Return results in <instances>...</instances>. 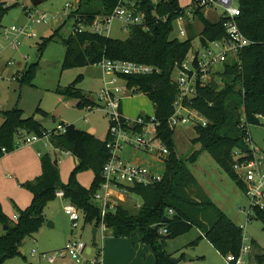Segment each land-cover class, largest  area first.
<instances>
[{
	"label": "trees",
	"instance_id": "1",
	"mask_svg": "<svg viewBox=\"0 0 264 264\" xmlns=\"http://www.w3.org/2000/svg\"><path fill=\"white\" fill-rule=\"evenodd\" d=\"M118 2L78 1L77 7L69 15L75 19L73 29L67 37L62 38L66 49L63 68L95 65L104 59L136 61L158 67V73L121 77L129 90L144 93L153 103L154 115L159 122V135L171 153L166 159L161 181L130 189L142 199L139 209L134 212L126 205L119 204L106 216L107 226L116 237L138 235L141 243L154 254L156 264H175L166 250L168 241L184 235L194 227L201 234L192 245L207 239L224 257L229 254L238 256L244 244V228L206 195L189 164L195 163L200 154L207 151L237 185L245 189L233 168L234 150L239 141L245 140L248 128L260 124V116L264 117V0H239L240 15L237 22L242 33L253 43L244 47L239 52L238 60L227 63L224 72H220L224 87L215 82L199 86L197 97L192 99V106L200 110L209 123L195 127L197 136L193 143L199 147L186 158L178 156L173 139L174 129L168 124L179 93L172 79L173 71L195 50L196 38L200 39L201 45L206 46L210 41L226 37L224 24L227 18L222 15L219 20L210 21L204 15L207 6L201 5V0H194L192 5L185 8L179 0H136L138 10L146 15L147 29L142 25H133L125 39L76 29L78 22L90 25L98 16L104 19L111 15ZM15 5L7 6L6 0H0V29L5 15ZM187 11L202 22L203 29L196 33L190 21L187 25L188 36L181 40L174 35V31L180 17L191 16ZM163 17L167 19L164 21ZM59 31L47 40L61 36ZM47 40L42 43L43 46ZM34 69L35 65L26 67L18 78L24 83H30ZM59 91L67 97L78 98V106L81 108L96 105L95 101L78 89L76 83ZM1 114L4 120L0 125V158L5 155L3 148L7 153L13 151L17 141L25 134L42 135L46 130L34 117H25L20 108L4 110ZM107 139L108 136L101 140L75 124H67L64 133L51 136L50 142L56 149L71 152L77 157L76 166L69 183L65 184L53 157L49 154L41 157L42 173L34 180L22 184L33 195L31 204L25 209H19V217L15 222H9L0 211L2 221L8 226L0 236V264H5L9 258L22 256L21 247L25 239L38 233L46 221L45 208L59 191H64V197L80 210L85 223L100 221V209L93 196L103 182V166L109 158ZM86 170L94 172L90 188L82 186L77 180L78 173ZM254 211L256 217L264 223V210L255 208ZM164 217H170V222H163ZM161 228H165L166 233H161ZM254 244L257 243L252 241ZM256 261L264 264V255L257 256Z\"/></svg>",
	"mask_w": 264,
	"mask_h": 264
},
{
	"label": "rangeland",
	"instance_id": "2",
	"mask_svg": "<svg viewBox=\"0 0 264 264\" xmlns=\"http://www.w3.org/2000/svg\"><path fill=\"white\" fill-rule=\"evenodd\" d=\"M11 1H17L18 4L7 12L3 19V26L26 27L35 36L20 37L21 46L19 49L14 50L7 47L8 41L0 30V40L3 45V48H0V122L2 118L1 111L20 108L23 110L25 117H34L46 129L52 130L61 123L75 124L78 128L87 132L97 130L96 134H98L99 139L105 138L106 133L109 131L110 121L104 110L97 106L92 109L81 108L77 105L78 98L67 97L59 91L65 90L76 83L78 89L84 94L97 99L103 87L102 69L99 64L71 69L63 68L66 49L62 38L67 37L73 29L75 19L70 18L69 15L77 7L79 0H42L38 5H33L32 0ZM179 3L185 8L192 5L193 0H179ZM234 4L238 5L239 0H234ZM24 5L33 6L40 13H46L49 17L48 22L44 24L33 23L25 12ZM223 12V9L219 6L206 7L204 15L214 22L219 20ZM190 21L193 25L196 24L199 30L203 27L202 22L194 14L184 17L182 22L184 26H187ZM119 25L120 22L114 20L111 23V31L106 32V34H111L113 38H127L129 30L122 31L119 29ZM178 27L179 24L176 23L175 36L178 35ZM197 28H195L196 33H199ZM58 29H60L59 34L61 36L47 40ZM180 39L184 40L186 38L181 36ZM46 40V45L43 46L42 43ZM194 43L198 45V38L194 40ZM10 61L13 63L8 64ZM30 65H35L34 75L30 83H24L22 79L18 78V73L25 71L26 67ZM207 77L208 82H215L222 87L225 86L220 72L216 71ZM124 98V110L132 111L138 107L139 101H142L145 111H154V107L149 104L151 100L144 93L132 94L126 92L123 94ZM249 129L253 143L258 145L264 152V119H261L260 124L251 125ZM196 136L195 127L191 123L181 124L175 128L173 139L179 157L186 158L195 148L199 147V145L193 143ZM46 142L49 143L50 141L41 139L31 145L22 143L19 140L13 151L18 149L20 145H30L29 147L35 149L40 160L45 154L54 157L53 148L47 147ZM66 153H69V155H62L61 152L58 155V158L64 162L60 163V168L61 178L65 184L69 183L70 175L75 166L73 165L74 161L77 162V157L73 153ZM124 156L132 162H147L150 166L155 164L151 157L131 148L125 150ZM189 166L206 195L219 208L224 210L235 223L244 228L245 243L251 249L249 264H258L256 257L264 255V223L256 217L255 211L251 209V201L245 189L240 188L207 151L201 153L198 160L193 164H189ZM77 180L82 186L85 184L84 187L90 188L94 180V172L92 170L80 172L77 175ZM21 183L20 187L26 191V194H30L29 190ZM1 188L4 192L3 195L7 192H14L9 185ZM14 193L18 194L17 192ZM69 203L70 201L67 198L60 195L50 201L46 208L47 221L38 231V235L36 233V240L33 238L35 235L26 238L21 247L22 256L9 258L5 264H75L69 257L66 259L59 258L55 263H49L46 259L40 257L41 253H53L61 250L73 236L81 237L83 241L91 243V224L81 221L80 226L72 230L69 216L65 213V206ZM142 203L139 196L131 195L123 205L135 212ZM4 205V201L3 205L0 202V211L3 216L9 222H15L14 215L19 214L18 207L15 205V213L12 207H5ZM249 214L252 218L249 217ZM49 221L53 223L52 226H48ZM4 226L5 224L0 217V232H3ZM108 233H112L111 229L108 230ZM200 234V230L194 227L184 235L170 239L166 250L172 258L182 259L179 264H229L227 257L220 254L207 239L199 240V244L192 245V242L199 239ZM135 237L137 238L138 235ZM252 241L257 244L253 246ZM33 250L37 252L36 255H32ZM188 255L200 256L201 259L189 261L187 259Z\"/></svg>",
	"mask_w": 264,
	"mask_h": 264
},
{
	"label": "built area",
	"instance_id": "3",
	"mask_svg": "<svg viewBox=\"0 0 264 264\" xmlns=\"http://www.w3.org/2000/svg\"><path fill=\"white\" fill-rule=\"evenodd\" d=\"M6 3L7 6L18 4L17 1L11 0H6ZM201 5L211 8L219 6L223 9V15L227 18L224 24L227 36L210 41L206 46L195 47L190 56L175 67L172 79L177 85L179 93L174 102V113L168 119L169 127L174 130L181 124L191 123L196 127L198 125L206 126L209 123L208 118L192 106V99L197 97L199 86L208 83V75L210 76L216 71L224 72L227 63L238 60L239 52L253 43L242 33L238 25L237 17L240 15V7L239 4H234V0H201ZM23 8L33 23L48 22L49 17L46 13H40L33 6L24 5ZM187 14L191 15V12L187 11ZM162 19L165 21L167 17ZM114 20L121 23L122 31H128L133 25L149 28L146 15L138 10L136 0H119L111 15L104 19L98 16L90 25L78 22L76 29L106 34L111 31V23ZM183 20L182 16L177 21L179 24L177 37L179 38L188 36ZM0 30L8 41L7 47L14 50L21 46L20 37L35 36L28 28L16 25L2 26ZM0 48H3L1 40ZM12 63V61L8 62V64ZM99 65L104 74L103 87L98 94L96 105H88L85 108L100 107L110 121L108 139L106 140L109 158L103 166V182L93 196V200L100 209L101 219L98 223H89L92 225L91 243L83 241L81 237L73 236L61 250L53 253H41L40 257L49 263H55L59 258L69 257L75 264H104V244L110 235L108 233L110 228L105 221L106 216L114 211L119 204H123L131 195H135L130 191L132 187L151 185L161 181L164 177L166 159L171 153L167 143L159 135V122L154 114L131 118L122 112L123 94L129 89L127 85L122 84L121 76L158 73L160 69L156 66L127 60L104 59ZM129 93H133L131 89ZM260 117L264 119L263 116ZM66 127L67 124L61 123L52 130L46 129L42 135L25 134L20 141L25 144H31L41 139L50 141L52 135L64 133ZM244 142L248 151L244 152L236 147L233 168L244 183L246 194L251 201V209L264 210V152L253 143L249 128ZM127 148L148 155L155 161V164L150 166L128 160L124 156ZM2 151L4 154L7 153L5 148ZM58 195L64 196V191L57 192ZM65 213L69 216L72 230L77 229L81 221L85 222L80 210L72 203L65 206ZM18 217V214L15 215L14 220H17ZM94 227H96L95 235H93ZM160 231L166 233L167 230L161 228ZM89 247L91 250L87 253ZM250 253V246L245 243L244 239L240 254L238 256L227 255V261L229 264H249ZM36 254L37 252L33 250L32 255Z\"/></svg>",
	"mask_w": 264,
	"mask_h": 264
},
{
	"label": "crops",
	"instance_id": "4",
	"mask_svg": "<svg viewBox=\"0 0 264 264\" xmlns=\"http://www.w3.org/2000/svg\"><path fill=\"white\" fill-rule=\"evenodd\" d=\"M194 26L195 28H197L196 24H194ZM120 27H121V23L119 25V29ZM186 28L188 31L187 26ZM202 29L203 27L200 30L198 29V31L201 32ZM108 35L111 37V34H108ZM200 45H201V42H200V39L198 38V45L194 43V46L198 47ZM103 79H104V74L102 71V80ZM121 82L122 84L126 85V82L124 79L121 80ZM126 92H129V90L125 91L124 93ZM88 97L92 101H95V102L97 101V99H95L94 97H91L90 95H88ZM124 100L125 98L122 100V112L127 117L134 118L139 115L154 114V111L152 112L145 111L142 101H139L138 107L136 109L132 111L124 110V105H123ZM149 104L150 106L152 105L154 107L152 102ZM3 120L4 119L2 116L0 125L3 123ZM90 133H92L97 138H99L98 134H96L97 130L95 131L92 130L90 131ZM107 135H108V132L106 133L105 138H101V140H105ZM31 145L33 144L31 143ZM46 145L47 147L53 148L52 151L54 153V157L53 156L52 157L54 160L56 159L58 161V166L60 169V176H61L60 163H64V162L58 158V155L60 152L62 155H69V153L56 149L51 144V142L49 143L46 142ZM29 146L30 145H20L18 146V149H16L15 151L8 153L3 158L1 157L2 159L0 158V202L3 205V201H4L5 202L4 206L12 207L15 213H16V208H15L16 206L18 207L17 209H24L31 204L32 199H33V195L30 191L29 192L31 195L28 193L26 194V191H24V189L20 187V182L26 183L28 181H32L36 176L38 177L42 173L41 160L38 158L35 149ZM76 163L77 162L74 161L73 165L76 166ZM141 164L149 165L147 164V162L141 163ZM6 185H9L10 187H12L14 192H17L18 194H15L14 192L13 193L7 192V194L3 195L2 193L4 192H2L1 187H5ZM46 208L44 211L45 217L47 215ZM5 232L6 230L3 227V232H0V236L3 235ZM111 234L110 236H108L104 244V264H156L154 254L145 244L141 243L139 236L137 238L135 236L116 237L113 235V233ZM33 238L34 240H36V234ZM196 257H197V260L201 259L200 256H196ZM181 261L182 259L180 260V262Z\"/></svg>",
	"mask_w": 264,
	"mask_h": 264
},
{
	"label": "water",
	"instance_id": "5",
	"mask_svg": "<svg viewBox=\"0 0 264 264\" xmlns=\"http://www.w3.org/2000/svg\"><path fill=\"white\" fill-rule=\"evenodd\" d=\"M32 2H33L34 5H38V4H40V3L42 2V0H32ZM237 147H239V148H240L242 151H244V152H247V151H248V147H247V145L245 144L244 140L239 141L238 144H237ZM54 163L57 165V164H58V161L55 159V160H54ZM170 220H171L170 217H164L163 222L168 223V222H170ZM52 225H53V223H52L51 221H49V222H48V226H52ZM4 229L7 230V229H8V226L5 225V226H4ZM95 234H96V227L93 228V235H95ZM90 250H91L90 247L87 248V253H89ZM187 259H188L189 261H190V260H197V257H193V256L188 255V256H187ZM180 260H181V259H179V258H171V261H172L173 263H175V264H179Z\"/></svg>",
	"mask_w": 264,
	"mask_h": 264
}]
</instances>
